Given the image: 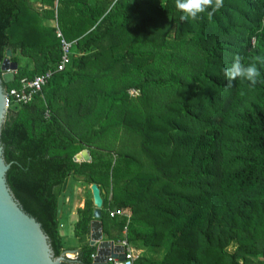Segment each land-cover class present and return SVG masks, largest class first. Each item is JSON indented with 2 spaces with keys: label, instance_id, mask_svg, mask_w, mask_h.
Segmentation results:
<instances>
[{
  "label": "trees",
  "instance_id": "1",
  "mask_svg": "<svg viewBox=\"0 0 264 264\" xmlns=\"http://www.w3.org/2000/svg\"><path fill=\"white\" fill-rule=\"evenodd\" d=\"M180 14L175 0H0V65L8 49L17 65L6 92L54 69L56 28L73 43L67 68L29 103L10 105L0 131L15 200L55 258L76 251L61 264H93L96 253L90 198L76 211L78 245L60 235L68 178L98 185L108 239L120 241L128 220L134 264H264V65L254 59L264 56V0H224L211 22ZM102 54L122 68L85 76ZM236 55L257 63L254 87L228 86L223 69ZM84 150L89 159L76 161ZM114 209L125 215L110 218Z\"/></svg>",
  "mask_w": 264,
  "mask_h": 264
},
{
  "label": "water",
  "instance_id": "2",
  "mask_svg": "<svg viewBox=\"0 0 264 264\" xmlns=\"http://www.w3.org/2000/svg\"><path fill=\"white\" fill-rule=\"evenodd\" d=\"M12 51L5 52V58L0 65L3 72L0 78V131L7 113V96L3 84L14 80L17 65L10 62ZM82 159V154L76 156L75 160ZM86 160V159H85ZM10 164H6L3 158V148L0 145V264H61L66 260H72L69 255L76 254L74 250H65L59 257L55 258L47 235L41 225L26 214L18 201L12 195L5 176ZM68 179L62 185V193L65 192ZM92 203V221L89 225V244L96 247V257L93 264H104L106 257H118L124 259L123 247L115 245L113 241L107 240L103 235L101 209L103 199L96 184L89 186ZM63 206V197L57 201V218H60Z\"/></svg>",
  "mask_w": 264,
  "mask_h": 264
},
{
  "label": "built area",
  "instance_id": "3",
  "mask_svg": "<svg viewBox=\"0 0 264 264\" xmlns=\"http://www.w3.org/2000/svg\"><path fill=\"white\" fill-rule=\"evenodd\" d=\"M57 8V6H55ZM54 8V9H55ZM57 24L55 25V27ZM56 36L60 38L61 45V56L54 69H49L42 74L36 75L31 80L21 79L20 86L18 88L10 89L6 92L7 98V108L12 104H27L29 103L33 97L40 93L43 87L48 83V81L52 78L55 72H61L67 68L70 64L71 56H72V42H67L61 35L60 30L56 28ZM130 96L135 97L139 93L137 90H130ZM109 217L115 218L117 216L125 215L121 210H109ZM127 225L128 220L121 231V240L118 242H114L115 245L123 247L124 259L120 260L118 257L114 258L111 256L106 257V261L104 264H134V261L138 256L135 255L136 250L130 246L127 240ZM96 257V253L92 255L94 259Z\"/></svg>",
  "mask_w": 264,
  "mask_h": 264
},
{
  "label": "rangeland",
  "instance_id": "4",
  "mask_svg": "<svg viewBox=\"0 0 264 264\" xmlns=\"http://www.w3.org/2000/svg\"><path fill=\"white\" fill-rule=\"evenodd\" d=\"M54 21L55 19L46 18L42 21V24L48 25V26H54ZM112 57H110L109 54L108 56H105V54H102V56L100 57L99 65L88 64L86 70L83 73L85 74V76L99 75L100 74L99 70H102L103 67L109 66V63L111 65L113 64L111 61ZM112 68H114L116 71L118 69L120 70L122 68L121 63L119 62L116 65H112ZM111 72L112 71H110V73ZM101 84L102 83L100 81L96 82V86H100ZM110 84H113V82H111ZM124 148L130 149L131 144L130 143L125 144ZM134 149H137V147L135 146ZM62 194L65 195V201H64L65 205L62 210V215L60 217L59 232L66 245H72L73 242L77 244V241L74 238V223H75L76 216L72 217L71 213L73 211V206L76 203V201L82 202V204H84V201L86 200V198H90L92 200L91 192H90L89 186L87 185L82 186L76 180L68 178L66 190ZM102 221L105 224L104 226L105 231L110 233V237H112V235L116 231L115 225L107 218H103ZM230 250H232V247L230 248ZM140 254L141 252L139 250H136L135 255L138 256Z\"/></svg>",
  "mask_w": 264,
  "mask_h": 264
},
{
  "label": "clouds",
  "instance_id": "5",
  "mask_svg": "<svg viewBox=\"0 0 264 264\" xmlns=\"http://www.w3.org/2000/svg\"><path fill=\"white\" fill-rule=\"evenodd\" d=\"M175 6L181 13L179 20L182 22L202 19L204 14L211 22L215 13L224 6V0H175ZM254 59L260 65H264V56H257ZM223 74L227 78L228 86H231L232 82L237 79H243L249 81L250 86L254 87L261 72L257 63L245 64L242 57L236 55L231 66L223 69Z\"/></svg>",
  "mask_w": 264,
  "mask_h": 264
},
{
  "label": "crops",
  "instance_id": "6",
  "mask_svg": "<svg viewBox=\"0 0 264 264\" xmlns=\"http://www.w3.org/2000/svg\"><path fill=\"white\" fill-rule=\"evenodd\" d=\"M35 5L36 6H40V4L39 3H35ZM55 6H58L57 5V1L55 2V5H54V7ZM56 25V22L54 21V26ZM72 53H74V50H72ZM30 63V62H29ZM30 65H32L31 63H30ZM82 159H86V160H88L89 159V153H88V151L87 150H84V151H82ZM78 208H83V204H82V202H79V201H76V203L74 204V206H73V211H72V213H71V216L72 217H75L76 216V219H75V222L77 221V219H78V217H77V214H76V211H77V209ZM90 233V232H89ZM87 240L88 241H90V239H89V234H88V236H87ZM107 240H110V239H108L107 238ZM77 241V240H76ZM72 245H74L75 247L78 245V244H76L75 242H73L72 243ZM72 245H68V246H72ZM67 246V245H66ZM73 246V247H74ZM68 257H70L71 259H74V255L72 256V255H69Z\"/></svg>",
  "mask_w": 264,
  "mask_h": 264
}]
</instances>
